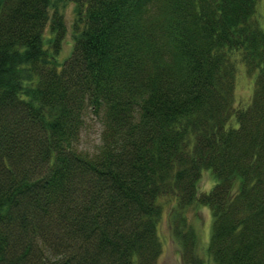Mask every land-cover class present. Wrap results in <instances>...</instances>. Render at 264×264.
<instances>
[{
    "label": "trees",
    "instance_id": "obj_1",
    "mask_svg": "<svg viewBox=\"0 0 264 264\" xmlns=\"http://www.w3.org/2000/svg\"><path fill=\"white\" fill-rule=\"evenodd\" d=\"M62 1L63 56L54 0H0V264H160L165 213L185 264H264V0Z\"/></svg>",
    "mask_w": 264,
    "mask_h": 264
},
{
    "label": "rangeland",
    "instance_id": "obj_2",
    "mask_svg": "<svg viewBox=\"0 0 264 264\" xmlns=\"http://www.w3.org/2000/svg\"><path fill=\"white\" fill-rule=\"evenodd\" d=\"M54 1L56 2L57 9L63 13V19L67 27V35L62 48L63 56L69 53L72 45L71 22L74 16V5L71 2L62 0ZM251 90V79L245 74V72H243L242 69H240L237 76V97H240V99L249 98ZM86 123L87 125L85 126L86 128L84 129L81 138V147L83 149L93 151L100 143L102 125L100 121L93 115L88 117ZM214 183L215 180L211 172L209 170H205L202 173L201 179L199 181V191H209ZM187 221L193 227L196 233V252L198 254H204L206 244L209 241L212 224V216L209 208L199 203H194L187 210ZM159 234L163 243L160 264H185L182 260L180 246L172 234L171 223L167 213L164 214L160 222Z\"/></svg>",
    "mask_w": 264,
    "mask_h": 264
}]
</instances>
